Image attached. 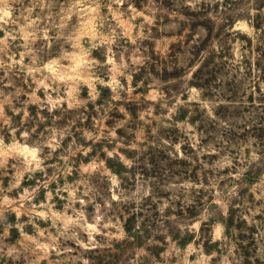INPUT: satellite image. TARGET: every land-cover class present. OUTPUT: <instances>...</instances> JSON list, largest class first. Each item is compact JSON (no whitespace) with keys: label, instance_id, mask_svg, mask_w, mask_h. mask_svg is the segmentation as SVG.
Returning <instances> with one entry per match:
<instances>
[{"label":"rangeland","instance_id":"rangeland-1","mask_svg":"<svg viewBox=\"0 0 264 264\" xmlns=\"http://www.w3.org/2000/svg\"><path fill=\"white\" fill-rule=\"evenodd\" d=\"M0 264H264V0H0Z\"/></svg>","mask_w":264,"mask_h":264}]
</instances>
